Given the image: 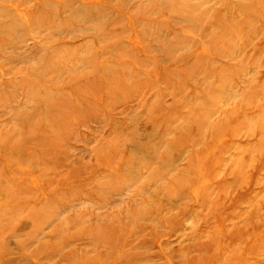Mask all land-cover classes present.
<instances>
[{"label": "rangeland", "instance_id": "374dc122", "mask_svg": "<svg viewBox=\"0 0 264 264\" xmlns=\"http://www.w3.org/2000/svg\"><path fill=\"white\" fill-rule=\"evenodd\" d=\"M63 1L0 0V264H264V0Z\"/></svg>", "mask_w": 264, "mask_h": 264}, {"label": "bare ground", "instance_id": "6f19581e", "mask_svg": "<svg viewBox=\"0 0 264 264\" xmlns=\"http://www.w3.org/2000/svg\"><path fill=\"white\" fill-rule=\"evenodd\" d=\"M65 1H66V0H64L63 2L65 3ZM72 2H73V1H72ZM42 3H43V2H42ZM67 3H69V2H67ZM77 3H78V1H77V2H74L73 5H74V6H75V5L77 6V5L79 4V3H78V4H77ZM43 4H44V6H46L45 1H44ZM68 5H69V4H68ZM205 5H206V3H205ZM56 6H57V5H56ZM86 6H87V5H86ZM203 6H204V5H203ZM97 7H98V6H97ZM57 8H58V7H57ZM80 8H81V7L79 6L78 9H80ZM85 8H87V7H84V9H82V10H85ZM94 8H95V7H94ZM246 10H247V8H246ZM85 11H86V10H85ZM85 11H84V12L82 11V13H85ZM79 12H81V11H79ZM72 13H73V12H72ZM74 13H75V12H74ZM193 13H194V12H193ZM85 14L88 15L87 13H85ZM83 15H84V14H83ZM77 16H78V15H77ZM79 16H80V15H79ZM92 18H93V17H92ZM96 18H97V17H96ZM66 19H67V18H65V20H66ZM93 20H94V19H93ZM88 21H90V20H88ZM184 21H185V20H184ZM218 23H220V22H218ZM59 29H60V28H59ZM251 30H252V28H251ZM199 31H200V30H199ZM59 32H60V33H59ZM59 32H58V33H59L60 35H61L62 33H64L63 30H62V28H61V30H60ZM178 32H179V31H178ZM58 33H57V34H58ZM212 33H213V32H212ZM57 34H55V35H57ZM171 34H172V32H171ZM70 35H71V34H70ZM102 36H103V35H102ZM54 37H55V36H54ZM54 37H53V38H54ZM162 37H163V36H162ZM58 38H59V37H58ZM46 39H47V38H46ZM50 39H51V38H50ZM56 43H57V42H56ZM56 43H55L54 45H56ZM197 43H198V42H197ZM197 43H196V44H197ZM189 46H190V44H189ZM181 50H182V49H181ZM104 51H106V50H104ZM104 51H103V52H104ZM108 51H109V50H108ZM99 61H100V60H99ZM91 65H92V63H91ZM97 65H98V64H97ZM96 68H97V67H96ZM56 73H57V72H56ZM172 74H173V73H172ZM149 75H150V74H149ZM91 81H92V80H91ZM87 83H88V81H87ZM87 83H86V84H87ZM91 83H92V82H91ZM91 83H89V84H91ZM104 83H106V82H104ZM98 87H99V86H98ZM236 96H237V95H236ZM52 131H53V130H52ZM167 146H168V145H167ZM253 148H254V147H253ZM153 151H154V150H153ZM153 153H154V152H153ZM155 153H156V156H157V154H158L157 151H156ZM155 153H154V154H155ZM183 155H184V154H183ZM154 156H155V155H154ZM158 156H159V154H158ZM158 156H157V157H158ZM157 157H156V159H158ZM179 158H180V157H179ZM181 158H182V157H181ZM153 159H154V158H153ZM166 161H167V160H166ZM175 161H177V160L175 159ZM170 162H171V161H170ZM168 163H169V161H168ZM171 163L173 164V162H171ZM171 163H170V164H171ZM165 164H166V162H165ZM170 164H169V165H170ZM174 164H175V163H174ZM191 165H192V164H191ZM149 166L151 167V165H147L146 169H147ZM175 166H176V165H175ZM175 166H174V167H175ZM177 166H178V165H177ZM166 167H167V165H166ZM169 167H170V166H169ZM169 167H168V168H169ZM171 167H173V166L171 165ZM171 167H170V168H171ZM164 168H165V167H164ZM177 168H178V167H177ZM148 169H149V168H148ZM131 170H132V169H131ZM166 170H167V169H166ZM154 171H155V170H154ZM157 171H158V170H157ZM161 171H162V170H161ZM167 171H168V170H167ZM169 171L172 172L171 170H169ZM173 171H175V169H173ZM163 172H165V170H164ZM129 173H131V171H130ZM137 173L139 174V172H137ZM152 173H153V172H152ZM155 173H156V172H155ZM168 173H169V172H168ZM140 174H142V173H140ZM136 175H137V174H136ZM136 175H134V176H136ZM151 175H152V174H151ZM139 176H140V175H139ZM143 176H144V175H142V178H143ZM146 176H147V175H146ZM146 176H145V177H146ZM149 176H150V174H149ZM161 176H162V172H161ZM161 176H160V180H161V178L163 179V177H164V176H163V177H161ZM132 177H133V176H132ZM137 177H138V176H137ZM137 177H136V178H137ZM154 177H155V176H153V177L150 176V178H148V179H143V180H151V178H154ZM183 177H184V175H183ZM136 178L134 177V179H136ZM146 178H147V177H146ZM156 178H157V177H156ZM158 178H159V177H158ZM158 178H157V179H158ZM138 179H139V178H138ZM128 180H129V179H128ZM143 180L141 179V181H143ZM152 180L155 181V179H152ZM152 180H151V181H152ZM163 180H164V179H163ZM187 180H188V179H187ZM131 181H132V184H133V182H135L134 180H131ZM136 181H137V180H136ZM138 181H139V180H138ZM151 181H149V182L151 183ZM184 181H185V180H184ZM189 181H190V180H189ZM128 182H129V181H128ZM139 182H140V181H139ZM139 182H138V183H139ZM161 182H163V181H161ZM181 182H183V180H182ZM129 183H130V182H129ZM135 183H136V182H135ZM144 183H145V182H144ZM155 183H158V181H157V182L155 181L154 184H155ZM130 184H131V183H130ZM163 184H164V183H163ZM147 186H148V185H147ZM128 187H129V186H128ZM130 187H131V186H130ZM141 187H143V186H141ZM148 187H149V186H148ZM160 187H161V186H160ZM143 188H144V187H143ZM152 188H153V187H151V189H152ZM212 188H213V187H212ZM221 188H222V187H221ZM140 189H141V188H140ZM141 190H142V189H141ZM208 190H209V189H208ZM210 190H211V187H210ZM220 190H222V189H220ZM223 190H225V189L223 188ZM143 191H144V189H143ZM143 191H142L141 193H143ZM145 191H146V190H145ZM145 191H144V192H145ZM148 192H150V191H148ZM203 192H204V191H203ZM147 194H149V193H147ZM147 194H146V196H147ZM150 194H151V193H150ZM180 194H181V193H180ZM192 194H193V193H192ZM144 195H145V194H144ZM204 202H205V201H204ZM144 204H145V203H144ZM204 204H205V203H204ZM145 205H148V204H145ZM178 205H179V204H178ZM167 207H168V206H167ZM177 207H178V206H176V208H177ZM160 208H161V207H160ZM167 209H168V208H167ZM174 209H175V208H174ZM169 210H170V209H169ZM242 212H243V211H242ZM158 215H159V214H158ZM158 217H159V216H158ZM43 236H44V235H43ZM138 237H139V236H138ZM136 249H137V248H136ZM139 249H140V248H139ZM181 255H182V257H184V254H183V253H182ZM181 255H180V256H181ZM185 257H186V256H185Z\"/></svg>", "mask_w": 264, "mask_h": 264}]
</instances>
